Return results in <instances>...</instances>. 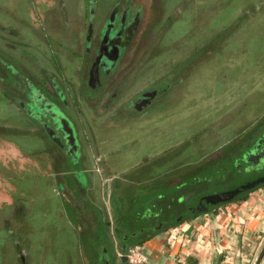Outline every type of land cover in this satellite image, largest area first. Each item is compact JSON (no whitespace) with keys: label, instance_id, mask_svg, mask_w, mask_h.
I'll return each mask as SVG.
<instances>
[{"label":"rangeland","instance_id":"obj_1","mask_svg":"<svg viewBox=\"0 0 264 264\" xmlns=\"http://www.w3.org/2000/svg\"><path fill=\"white\" fill-rule=\"evenodd\" d=\"M5 2L6 24L19 23L15 15L27 20L20 26V37H4L0 31V89L18 99L17 87L24 81L14 69L31 79L37 72L49 71L66 89L65 77L80 83L74 71L84 69L77 56H84L88 5L96 8L90 18L96 30L112 9L119 14L135 4L140 17L127 46L130 59L108 87L110 104L99 112L100 97L94 104L92 98L78 96L80 114L73 103L68 111L76 127L71 137L82 151L80 160L79 156L65 163L70 174L57 180L46 154L42 164L11 160L10 184L26 190L18 194L20 202L8 222L0 225V264H121L122 252L116 255V250L123 248L126 236L115 233V204L125 209L117 225L130 231L146 225L137 212H148L147 202L157 192L166 201L171 191L166 182L180 181L206 161L217 164L219 158L238 156L239 145L248 146L256 127L264 128V0ZM30 11L39 14L34 24L29 22L34 14ZM12 43L18 44L13 51L7 47ZM52 53L56 59L49 56ZM60 68L65 76L57 74ZM152 87L158 90L145 109L125 106ZM111 92L118 95L113 104ZM93 94L101 95L95 90ZM32 122L27 115L26 141L36 135L38 144L42 137L51 156L64 157L41 128L29 130ZM237 164L239 171L219 174L209 168L197 171L207 179L187 177L189 197L241 176L247 163L243 158ZM65 181L88 189L90 200L64 192ZM61 192L73 209L63 197L62 202ZM97 217L108 219V226L96 225ZM159 219L165 221L166 215ZM77 224L81 233L76 232Z\"/></svg>","mask_w":264,"mask_h":264},{"label":"crops","instance_id":"obj_2","mask_svg":"<svg viewBox=\"0 0 264 264\" xmlns=\"http://www.w3.org/2000/svg\"><path fill=\"white\" fill-rule=\"evenodd\" d=\"M5 1L0 0V11L4 10L0 13V23L8 26L12 24H6V19H3L6 15L8 16ZM31 13L34 14H30L29 22L33 23L34 16L39 14L34 11ZM15 16H18L19 20L17 26H22L23 21L27 22V20H22L21 15ZM9 48L12 51L15 50V46H9ZM18 100L10 97L6 90L0 89V177H3L0 180V225L8 222L11 210L15 209L20 202L21 197L18 194L21 190L22 192L26 190L10 184L12 159H30L35 164L37 162L42 164L43 155L46 154L52 163L51 167L54 169L52 171L58 177L57 180L61 179V175L70 174L72 170L65 165L68 160L66 156L60 157L55 153L51 156L52 153L47 150L48 148L43 147L42 137L38 139L39 145L36 142V135L30 142L26 141L27 114L18 105ZM32 125L29 130L37 132L40 125L34 120ZM78 159L80 160L81 157ZM56 167L59 168L56 170ZM4 177H6V182ZM63 190L70 192L75 199H89L86 193L88 189L79 190L76 186L66 182ZM60 194L61 200L62 197L65 199L62 202L68 203L73 209L69 199L67 202L66 197L62 195L63 192ZM4 209L7 210L4 211ZM75 221L77 223L80 221L77 216H75ZM95 222L97 225L98 218ZM81 224H77L75 228L77 233H81ZM174 227L181 231L171 245L166 243V234L173 227L156 234L147 233L149 236L139 244L147 260L139 264H250L264 236V187L252 190L243 200L226 202L213 211L187 217ZM78 229L80 231H77ZM125 239L127 240V236ZM117 252H122V249L116 250V255ZM124 264L129 263L126 261ZM262 264H264V259Z\"/></svg>","mask_w":264,"mask_h":264},{"label":"flooded vegetation","instance_id":"obj_3","mask_svg":"<svg viewBox=\"0 0 264 264\" xmlns=\"http://www.w3.org/2000/svg\"><path fill=\"white\" fill-rule=\"evenodd\" d=\"M95 9V7L91 9V5H88L83 45L84 56L82 58L77 56L81 60L84 69L82 70L79 67L74 71L78 81H80L78 85L72 83L70 77H65V85L68 88H63L58 83L57 77L49 71L33 74L32 79L35 80L34 82L30 77L23 76V73L14 69L17 78L23 79L24 86L21 87L19 84L17 87L20 94L19 100L18 98L13 99L18 100V105L40 125L41 130L55 144L58 152L63 153L68 159L82 157L81 144L71 137L73 135L72 129H76L68 114L72 103L77 114H80V110L76 108L79 100V98L77 99L78 96L84 98V100L92 98L90 101L94 104L96 99L100 97L97 106L99 112H102V109L110 104L106 101L108 87L117 76L119 69L124 67L130 59L127 46L132 40L130 38L134 37L131 35L140 17L139 8L135 4L129 5L127 9H123L119 14L115 9H112L109 15L100 22L96 30L92 21H90V18L95 15ZM57 71L58 75L65 76L63 68ZM7 78L9 79V77ZM32 88H34V91ZM94 90L101 93V95L95 94L97 96L95 97ZM155 93L156 91L146 97H141L140 93L134 100L128 101L125 106L131 109L143 110L148 106L149 99L156 95ZM117 96L115 93H110L111 104ZM263 135L264 132L259 138ZM258 148L257 144H254L251 153L255 155L258 150L264 151V138ZM245 163L247 165L244 166L241 176L254 174L264 166V164H261L256 167L252 160H245Z\"/></svg>","mask_w":264,"mask_h":264},{"label":"trees","instance_id":"obj_4","mask_svg":"<svg viewBox=\"0 0 264 264\" xmlns=\"http://www.w3.org/2000/svg\"><path fill=\"white\" fill-rule=\"evenodd\" d=\"M0 31H2L4 37L5 35H12V36H21V29L20 26L17 25H10V26H4L0 23ZM0 39L2 40L3 37L2 35H0ZM18 44H14L12 43L9 44L7 47L9 46H17ZM40 45V44H39ZM20 46V44H19ZM21 46H23L25 49L28 48V44L26 43H22ZM38 46V44H37ZM28 52V51H26ZM32 52V51H31ZM31 55V53H30ZM32 56V55H31ZM49 56L53 57L54 59L57 58L56 55L50 54ZM35 57V56H33ZM8 79V78H7ZM5 80V79H3ZM0 81L1 78H0ZM264 125V123H263ZM262 130L259 131V127H256V131L254 133H252L251 137L254 136V139L252 140L251 143L248 144V146H244V145H239V154L236 157H231V159L229 157L227 158H220L217 159V162L220 161V163L214 164L212 163L213 160L211 161H206L203 164H200L194 171V173L189 174L185 177H183V179H181L178 182L175 183H168L166 182V187L170 186V192H169V196L166 195V201H163L162 199H164V194L162 192H157L155 193V195H153L152 199H150L147 202V209L148 212H144V211H138L137 214L140 215L142 218L144 217V221L145 224L144 226H139V228H136L134 230L131 229L128 230L126 227H124V225H117V221H121L122 220V215H123V211L125 210L122 206H119L117 204H115V208L114 209V217H115V221H114V230L115 233L117 235H124L127 236V240L125 242L128 243L126 244L128 247L131 245H135V244H141L149 235H147L148 232H152V234H156L158 232L164 231V230H168L171 227L176 226L177 224H179L182 220H184L187 217H193L196 216L197 214L200 213H206L209 211H213L215 209H217L218 206L211 208L209 211L206 212H200V213H190L188 212L187 209V201L192 198L193 196L197 195L195 193V195H192L191 197H189L190 193L188 192L187 186L184 185L187 180V177H193L195 180L196 179H207V176L203 175V174H199L197 173V171H204L207 170L209 168H211L213 171H216L219 174H226L229 170H238L239 171V166L237 164L238 160L241 159H245L246 161L248 160V157L252 154V150H253V145L257 144V149L258 147H260L261 145V141L264 138V135L259 138V136L264 132V128H261ZM258 132V134H256ZM224 162V163H222ZM225 162H231L230 165H225ZM238 175V174H237ZM236 175V176H237ZM210 176V175H209ZM208 176V177H209ZM239 177H237L236 179L240 178L241 176L238 175ZM191 179V178H190ZM234 179V178H233ZM236 179H234L231 182H234ZM231 182L227 183V184H222V186H218L217 188H213V189H219V188H223L227 185H229ZM115 186L119 185V182L114 183ZM260 187H264V183L259 185ZM152 188V186H151ZM213 189H209V190H213ZM206 190V191H209ZM254 190V189H253ZM144 191H147V189H144ZM251 190L245 191L244 193L238 195L237 197L233 198L230 201H240L246 198V196L249 194V192H251ZM205 192V191H202ZM201 193V192H200ZM199 194V193H198ZM228 201V202H230ZM113 205V204H112ZM220 206V205H219ZM129 208H131V204L129 206ZM146 214V215H144ZM164 215H166V220L165 221H161L159 219V217H163ZM97 216V215H96ZM157 217L155 220H152V222H150V219ZM98 218V223L97 224H103L108 226L109 221L108 219H101V217H97ZM99 219H101L99 221ZM116 222V223H115ZM130 228V227H129Z\"/></svg>","mask_w":264,"mask_h":264},{"label":"water","instance_id":"obj_5","mask_svg":"<svg viewBox=\"0 0 264 264\" xmlns=\"http://www.w3.org/2000/svg\"><path fill=\"white\" fill-rule=\"evenodd\" d=\"M158 90L156 87L145 89L141 93V97H146L150 93H154ZM150 100V99H149ZM259 149V148H258ZM248 160H252L253 164L258 167L264 164V151L258 150L257 153L251 154ZM264 183V166L259 168L254 174H247L231 182L229 185L213 189L205 192H201L187 201V209L190 213H200L209 211L211 208L219 206L226 203L238 195L244 193L248 190H253L260 187V184ZM125 241V237L122 238ZM127 245L124 244L122 248V255H120L121 264L127 261V256L125 254L127 250ZM264 259V236L258 244V247L252 257L250 264H262Z\"/></svg>","mask_w":264,"mask_h":264},{"label":"built area","instance_id":"obj_6","mask_svg":"<svg viewBox=\"0 0 264 264\" xmlns=\"http://www.w3.org/2000/svg\"><path fill=\"white\" fill-rule=\"evenodd\" d=\"M180 231L181 230H178L177 227L171 228L166 234V243L171 245L174 242L175 238H177ZM125 254L127 256V262L129 264H139L141 262L144 263L147 260L146 256L142 252V247L139 244H135L131 247H128ZM120 255H122V253H119V256Z\"/></svg>","mask_w":264,"mask_h":264}]
</instances>
